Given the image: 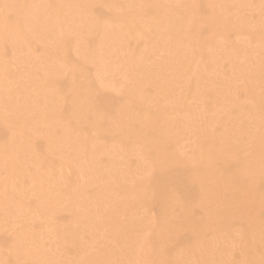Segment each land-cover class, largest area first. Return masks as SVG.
Returning <instances> with one entry per match:
<instances>
[{"label":"bare ground","instance_id":"obj_1","mask_svg":"<svg viewBox=\"0 0 264 264\" xmlns=\"http://www.w3.org/2000/svg\"><path fill=\"white\" fill-rule=\"evenodd\" d=\"M262 173L264 0H0V264H264Z\"/></svg>","mask_w":264,"mask_h":264},{"label":"rangeland","instance_id":"obj_2","mask_svg":"<svg viewBox=\"0 0 264 264\" xmlns=\"http://www.w3.org/2000/svg\"><path fill=\"white\" fill-rule=\"evenodd\" d=\"M63 74H65V73H63ZM210 97H208L207 98V102L209 101L210 102V100L211 99H209ZM113 100V99H112ZM111 100V101H112ZM114 102L115 101H117V98L115 97L114 98V100H113ZM219 103H223V104H229V103H231V99H228V100H223L222 102L221 101H219ZM105 107H106V105H105ZM102 111V110H101ZM103 111H105L104 112V114H106V113H108V110H106L105 108L103 109ZM103 113V112H102ZM209 115H210V117H209ZM217 114L213 111H206V112H204V118H202V113H198V116L195 114L194 115V117L193 118H195L196 117V119H210L211 117L213 118V117H215ZM111 118V117H110ZM169 118H172V116L171 117H169ZM169 118H167V119H169ZM178 118H179V116H178ZM220 118H222V116H220ZM231 118H233V117H231L229 114H228V120H231ZM205 122V121H204ZM209 122V120L207 121V123ZM194 124L196 125V130H195V132L194 133H192V132H187L186 134H189V135H191L190 136V138H189V140H187V141H182V143H181V145H183V146H185V147H183V148H181V151L183 152V151H188L189 150V148H188V146H186L187 145V143H189L190 141H191V139L193 138V137H196L197 138V136L198 135H200L203 131H206L207 130V128H202V126L198 129L197 127H198V125H201L202 124V121L200 120V121H197V122H194ZM200 130H203V131H200ZM86 131H90V130H86ZM92 132H94L93 130H92ZM91 132V133H92ZM218 132H220V131H218ZM97 134V133H96ZM215 134H217V132L215 133ZM104 136H105V140H106V142L107 143H113L112 141H111V138L113 137L112 135H108L107 133H105L104 134ZM154 136V135H153ZM186 136V135H185ZM151 137V134H148L147 136H146V138H150ZM40 145H38V147H39ZM166 149H167V151L166 152H170V153H172V152H174V153H176V148H174V144H169V142H167L166 143ZM235 153H236V151H234ZM251 149H250V144H249V141L246 139V143H244V145H243V147H242V154H243V162H247V169L246 170H248V172L246 173V174H248V176L247 177H242V178H244V179H242L241 178V181H240V178L239 177H241L240 175H239V171L237 172V170L239 169V160H237V159H235L234 160V157L233 156H231V154H233V151H231V154H224V156H226V155H230V157H232L231 159H228V160H226V161H228V162H225V163H228V164H226V165H228L226 168H224V169H221L220 168V170H221V174H222V176H221V180L223 181V183H225L226 184V188H225V190H226V192H230L229 193V195L230 194H236V192H238V190L239 191H242V189L244 190L243 192H244V194H248V195H250V198H248V197H246L245 199L246 200H248V201H246V205H247V209L250 211L251 209H253V208H256V204L254 203L255 201H253V199H252V196L254 197V193H255V189H254V187L252 186L251 187V189H250V186H251V184L249 185V176L252 174V173H250L251 172V169H249V168H252V165L251 164H253V163H249V162H251L250 161V155H251ZM186 155H188L187 153H185ZM184 154V155H185ZM247 156H248V158H249V162L247 161L248 159H247ZM219 161V159H217V162ZM216 165H218L219 166V164H216ZM240 168H242V167H240ZM173 170H171L170 171V173H169V177H170V179L167 181V182H169V186L171 187H174V189H175V193H173L172 191H170L171 192V194L172 195H174L175 196V198H177V199H180V200H182V201H185V200H191V199H193V197H194V195H191V192H184V185H183V182L182 181H179V180H181V178H183V177H185V175L186 174H188V173H190L192 170L190 169V166H188V164L187 163H184V164H182V165H180L178 168L177 167H174V168H172ZM72 174H74V173H70V175H72ZM120 174H122V175H125L124 173H122V171H121V173ZM73 179H74V177H73ZM174 181H179V182H176V183H174ZM211 181V180H210ZM257 182L259 183V185L260 186H263V184H264V173H262V175H260L258 178H257ZM241 188V189H240ZM94 190H91V191H89L88 192V195L90 194V195H96V190L93 192ZM192 191V193H194V190L192 189L191 190ZM176 194V195H175ZM167 195H169V194H167ZM169 201V200H168ZM176 201V200H175ZM169 203V202H168ZM254 206V207H253ZM169 208H170V206H168ZM173 208V206H171V209ZM151 212L152 213H156V209H157V205L156 204H153V205H151ZM137 211H138V213L139 212H141V213H143V208L142 209H136ZM191 213H194V215L196 214V213H198V212H196V210H194V211H190ZM157 214V213H156ZM261 214L262 215H264V211L262 210L261 211ZM117 215H118V217H116V220L117 219H120V221H122V222H124L125 220H126V215H124L123 214V212H119V211H117ZM148 215H149V213H148ZM60 216V220L61 221H65V220H67V218H68V215H66V214H60L59 215ZM139 216H141L140 214H139ZM199 216V215H198ZM156 217H158V215H156ZM233 219H235L236 220V218H233ZM118 221V220H117ZM232 222H233V220H232ZM235 222V221H234ZM236 225H234L233 226V229L232 230H236L238 227L237 226H239V224H238V222H237V220H236V223H235ZM102 228H107V226H103V227H101V229ZM247 231H249V232H251V229H250V227H249V229H247V227H246V232ZM231 232H233V231H231ZM3 238H1L0 239V241L2 240ZM131 239V238H130ZM88 239H86L85 241H87ZM248 241H250L249 240V238H247L243 243L245 244V243H247ZM243 251V250H242ZM225 253V252H224ZM224 253H222V255H220V254H216V259H218V258H220V257H222V256H224L225 255V262H226V260H230V261H235V259H239V257H241V252L240 251H235V250H230L229 252L227 251L225 254ZM63 259H65V258H63ZM130 262H131V260H130ZM63 263H65V260H64V262ZM24 264H33L31 261H25L24 262ZM131 264H132V262H131ZM214 264H217V263H215L214 262Z\"/></svg>","mask_w":264,"mask_h":264}]
</instances>
